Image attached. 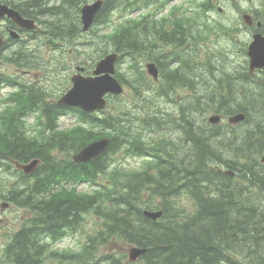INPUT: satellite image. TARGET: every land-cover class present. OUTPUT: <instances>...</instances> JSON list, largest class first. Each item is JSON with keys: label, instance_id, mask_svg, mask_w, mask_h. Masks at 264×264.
Returning a JSON list of instances; mask_svg holds the SVG:
<instances>
[{"label": "trees", "instance_id": "16d2710c", "mask_svg": "<svg viewBox=\"0 0 264 264\" xmlns=\"http://www.w3.org/2000/svg\"><path fill=\"white\" fill-rule=\"evenodd\" d=\"M152 1L104 0L94 23L111 22L109 16L118 7L128 14L104 33L101 46L93 49H99L100 56L116 52L126 57L127 70L135 76L129 84L138 93L147 90L143 64L150 51L158 47L161 59L157 63L164 77L160 99L172 102L173 89L180 91L177 87L191 89L186 91L192 95H181L179 106L170 110L158 109L160 104H155L143 121L159 131L166 119L174 128L167 146L183 137V154L174 157L165 149L160 153L148 151L146 140L151 137L146 131H135L132 116L120 110L100 115L77 112L78 126L56 132L51 137L54 141L41 144L28 143L18 136L21 131L16 116L0 119V158L18 162L38 158L42 162L30 180L23 179V188L0 185V190L7 191L6 197L24 212L22 226L0 256V264H126L122 253L103 251L111 245L146 249L140 264H264V70L256 78L248 73L246 35L243 63L233 60L229 45L240 25L228 15L218 14L224 5L221 0H197L196 9L201 14L214 11L221 18L203 19L199 24L170 16L151 20L144 11ZM86 2L0 0L24 18L40 23L47 44L64 47L77 40L80 26L75 23L79 22L80 6ZM136 9L141 13L134 17ZM184 17L187 19L186 14ZM261 17L264 19V15ZM260 31L264 35V23ZM213 36L210 56L205 46L212 43ZM164 46L176 50V63L164 62ZM18 53L7 61L25 68L26 64L17 63L22 59ZM196 53L203 55L201 62L200 57L199 61L193 58ZM191 70L193 73L188 72ZM198 70L207 73L206 81L196 76ZM31 99V94H24L21 107L44 106L45 120L55 133L58 108L42 99ZM209 111H221L226 117L240 112L247 116L237 129L228 127L232 132L220 133L218 127L203 122ZM252 117L253 122H249ZM197 121L200 128L192 135L188 127L193 132L192 124L198 125ZM7 134L13 137L5 138ZM101 137H109L110 143L100 156L87 164L68 159L70 153ZM164 138L155 143L166 147ZM238 144V154L231 155L230 150ZM121 148L134 156L149 153L154 160L140 172L113 167V156ZM54 151L63 154V160L59 162ZM220 164L234 175L219 171ZM84 184L99 189L79 192L76 188ZM144 210H160L162 215L154 221L145 216ZM87 216L100 228L88 236L78 252L59 253L51 248L69 231L77 232Z\"/></svg>", "mask_w": 264, "mask_h": 264}, {"label": "rangeland", "instance_id": "374dc122", "mask_svg": "<svg viewBox=\"0 0 264 264\" xmlns=\"http://www.w3.org/2000/svg\"><path fill=\"white\" fill-rule=\"evenodd\" d=\"M91 1L94 0H88V2H86L85 4L81 5L80 8L86 4H90ZM228 1H232L231 2V7L226 9V13H228V16H230L232 19L238 21L235 22L234 24L238 23V25H240V31L237 32L236 35H233V38L231 36L232 42L229 45V52L233 54L234 59L237 63H243V59L241 56V52H242V46L243 41L245 35H247L248 37H251L252 30L251 27H248V25L242 20V15L243 14H251L252 15V11L260 6L263 5L264 7V0H257L254 2H248L247 0H228ZM263 1V2H262ZM154 3H156V0H153ZM164 3V2H163ZM187 4V5H186ZM158 5V4H156ZM156 5L154 6V8L156 7ZM194 5H197L195 3V0H173L171 2V4L167 5V8L169 9L171 8H175L177 10H182L186 9V8H191ZM148 10H151V7H149ZM122 12L119 10L118 12H116L115 14H113L112 16H109V18L111 19V21L114 24H118L120 18H121ZM190 18L192 19V24H199L203 22V19L206 18H217L218 20H220L221 18H218V15L216 13H211V16H202V14L200 13H195L193 15H190ZM203 18V19H202ZM45 20V19H42ZM79 20V18H78ZM217 20V21H218ZM223 21L227 20L225 18L222 19ZM195 22V23H194ZM38 31H41L42 28L40 26V24L38 23ZM75 25H79L78 23H75ZM107 24H103V25H93L92 29L86 33H81V31H79L80 33H76V41L74 45H68L66 47H64L63 45H61L60 43H58L56 46H52L47 44V42L45 41V39H43L41 34L38 36L39 38L36 39V41H25L27 39H24L25 34L24 33H20V40H23L24 43H21L22 45H25L26 47H34L37 49V52L39 54H35L36 56H28L26 60L31 62V66L33 69L30 70V72L28 73L29 75L24 76L19 67H12L10 68L9 66H7L6 64L3 63V67H1V70H5L6 67V73L9 75H13V76H17L18 80L23 83L24 81H29V82H36L38 79L41 80V75L39 74L40 70L39 68H37V65H42L47 66V73H45V75H47L48 77H50V81H49V85L44 87L46 88L48 91L47 93H45V95L43 96L44 99H46L47 102H53L54 100H57L69 87H70V83H69V77L73 74V67L75 65L80 64L82 67L87 68V70H90L91 67H94V63L96 61H98L100 58H102V56H100L102 53L99 51V49H93V48H97L99 45L101 46V41L100 38L104 33H108L111 31V28H106ZM235 26V25H234ZM81 26L78 28L80 30ZM45 32V29L43 30ZM34 33H32L31 35H33ZM34 36L36 37V34H34ZM41 37V39H40ZM1 38V37H0ZM95 38H97L99 41H94ZM234 39V40H233ZM213 44H209L205 46V50H207L208 55L212 56V50L215 44L214 39L212 40ZM90 43H93L92 45H90ZM95 44V46H94ZM213 45V46H212ZM12 46L14 47V44H12ZM101 48H104L101 47ZM27 51H32L30 49H25ZM15 52V49L9 47L8 49V53L6 52L5 54H13ZM33 52V51H32ZM28 52H24V54H27ZM109 53V52H108ZM106 55V54H105ZM100 56V57H99ZM203 56L202 54H195L193 56V58L196 61H199V57ZM213 58V57H212ZM204 59V57H200V62L201 60ZM127 59L126 57H122L119 65L116 66L117 71L120 72L121 76L124 77L123 79V83H124V93L121 95L120 98H116V99H111L108 102V109L107 111L110 110H120V111H125L127 112L130 117L132 116V126L134 128L135 131H146V136H150L151 139H148L146 141H150L148 143L149 145L152 144L154 141H158L160 138L162 137H168L169 136V132L173 131L174 128L172 127V125L166 120L164 119V121H166V124H164L163 126L160 127V130L157 131L156 127H152V125L150 123H147L145 121H143L144 117L147 116L148 110H150V108H152L155 104H160V107L158 106V109L161 110H170L173 107H178L179 103H180V96L181 95H185L188 97H191L192 92H188L186 91L188 88L185 87H177L180 89V91H176V89H173V94L172 96H174L173 101H169L168 99H163L161 100L160 97L163 94L162 91L164 89L163 85H161L159 82L156 83L154 85V87H148V89L145 91V89L143 88V91L140 90L138 93L134 92L133 89L131 88V85L129 84L128 81H131V78L133 79V75H122V73L124 72L125 69H127L128 64H127ZM22 62V61H21ZM26 62V61H25ZM27 64V63H26ZM57 66V67H56ZM35 67V68H34ZM3 68V69H2ZM52 70V71H51ZM15 71V72H13ZM191 73H193V70L189 71ZM197 73V77L201 76L203 77V80L206 81L207 80V73L205 71H196ZM24 76V77H23ZM144 76H146L144 74ZM148 84V83H147ZM176 87V86H175ZM196 90H200V88L198 87V85L195 86ZM185 90V91H183ZM191 90V89H188ZM11 89H3L0 91V97L8 94H11ZM184 92V93H183ZM188 94V95H186ZM169 102H171L169 104ZM1 105V104H0ZM253 107V106H252ZM153 112H155L154 110H152ZM211 111L206 112V114L202 117L203 122H205V119ZM39 117V115L34 116V118L37 120ZM33 119V118H32ZM32 119H29L31 122H33ZM199 119V118H198ZM77 120L76 116L74 115H68L65 117H62L59 122L62 126H70L73 125L75 123V121ZM145 122V124L143 123ZM198 122V129L200 128V124L199 121ZM251 122H253V117L251 118ZM197 129V130H198ZM196 130V131H197ZM193 131L191 132L188 128V132L192 133V135L196 132ZM223 133L228 132L227 128H223L221 130ZM137 134V133H136ZM152 142V143H151ZM179 145V142H175L173 144H171L172 148H177V146ZM238 148H239V144L234 148H232L230 150L231 155L236 156V154H238ZM235 151V152H234ZM63 159L62 156L59 157L60 159ZM113 163L116 166H122L121 169L123 170H129V171H135V170H140L141 169V165L143 163L142 159L140 157H135L132 156L130 153L125 152V150H121L118 154H115L113 156ZM11 163V162H10ZM12 164V163H11ZM232 164V163H231ZM13 165V164H12ZM5 172H11V175L5 173ZM13 172H16L13 168L11 169V167L7 166L6 164H3L2 166H0V185H9L13 182L12 178H13ZM86 186L84 188H81L82 190L85 189ZM3 213H0V244L4 242L3 240V235L5 232H8L9 229L12 228H16L21 216L23 214V212L19 209L17 210H9L7 212H5L3 215ZM100 227L96 225V222H94L92 220V218L89 216H87L84 220V222L82 223V225H80V228L77 232H72L69 231L66 236L55 246H51V248H55L58 250L59 253H73V252H78L86 243H87V239L88 236L90 235H94L95 231L97 229H99ZM105 253L109 252L110 254H118V253H122L123 258L127 257L128 254V248L126 246L123 247H114V245H111L110 247L106 248L103 250ZM127 261V260H126ZM127 264V262H126ZM133 264H140V261H136Z\"/></svg>", "mask_w": 264, "mask_h": 264}, {"label": "water", "instance_id": "95a60500", "mask_svg": "<svg viewBox=\"0 0 264 264\" xmlns=\"http://www.w3.org/2000/svg\"><path fill=\"white\" fill-rule=\"evenodd\" d=\"M101 4V1H96L93 4L85 5L81 9V22L83 25L82 31H87L89 29L95 15L100 10ZM4 16L11 17V19H13L14 22L20 26L32 28V22L21 19L13 10L0 5V17ZM246 21L250 23L248 18H246ZM247 56L250 59V71H253L256 68H264V37L260 35L253 36V40L248 47ZM116 58L115 54L105 56L96 64L95 69L92 72V76L84 77L80 74L73 75L70 79L72 83L71 88L57 104L59 106L80 108L84 112L100 111L104 109L106 106L104 97L106 95H119L122 92L120 84L112 76L114 73L113 64L116 62ZM147 68L149 73L155 78L156 70L153 65H148ZM243 120L244 117L239 114L228 118L229 123L232 125L238 124ZM209 123L217 124L218 118H210ZM108 143V139L93 142L76 154L73 157V160L76 162H87L100 155L106 149ZM35 164L36 162H33L31 165L22 166V169L26 171ZM145 214L154 220L161 215V213L153 214L147 212ZM144 253V249L131 248L129 259L134 261L137 257H140Z\"/></svg>", "mask_w": 264, "mask_h": 264}, {"label": "bare ground", "instance_id": "6f19581e", "mask_svg": "<svg viewBox=\"0 0 264 264\" xmlns=\"http://www.w3.org/2000/svg\"><path fill=\"white\" fill-rule=\"evenodd\" d=\"M20 18L21 19H24V17L23 16H20ZM78 18H79V20H81V15H78ZM12 25L13 26H15L16 28H17V23H15V22H13L12 23ZM5 27L6 26H9L8 24H5L4 25ZM38 34V36L41 34L42 36H44L45 35V32L44 31H41L40 33H37ZM39 38V37H38ZM40 39H41V37H40ZM34 41H35V38H34ZM48 43V42H47ZM25 94H31V92L30 91H26L25 92ZM252 108V107H251ZM20 113V112H19ZM237 114H239V115H242L243 117H244V119L246 118V114L244 113V112H240V113H237ZM208 115H210V116H207L206 117V119H205V122L207 123V125H213V124H210L209 123V119L210 118H213V117H215V118H218V125H219V127H218V131L220 132V133H223L221 130L223 129V128H227L228 129V127H229V125H228V122L225 120V116L223 115V113L221 112V111H219V112H210ZM9 116V115H8ZM7 117V116H6ZM5 117V118H6ZM249 122H251V119L249 120ZM192 126H193V128H194V131H196L197 129H198V125L197 124H195V123H193L192 124ZM0 127H1V124H0ZM189 129H190V127H188ZM259 132V131H258ZM235 152V151H234ZM230 165H231V163H230ZM220 166V170L219 171H225V170H227V168H226V166L225 165H223V164H220L219 165Z\"/></svg>", "mask_w": 264, "mask_h": 264}, {"label": "flooded vegetation", "instance_id": "af4514ba", "mask_svg": "<svg viewBox=\"0 0 264 264\" xmlns=\"http://www.w3.org/2000/svg\"><path fill=\"white\" fill-rule=\"evenodd\" d=\"M6 28H10V25H9V26H6ZM11 28H12V29H15L16 27L12 25ZM33 37H34L35 40H36V39L38 38V34L36 33V37H35V36H33Z\"/></svg>", "mask_w": 264, "mask_h": 264}]
</instances>
